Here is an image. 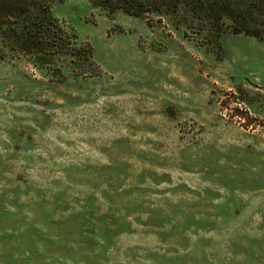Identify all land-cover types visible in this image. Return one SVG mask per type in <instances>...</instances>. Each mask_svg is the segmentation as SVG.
Listing matches in <instances>:
<instances>
[{
  "label": "rangeland",
  "instance_id": "rangeland-1",
  "mask_svg": "<svg viewBox=\"0 0 264 264\" xmlns=\"http://www.w3.org/2000/svg\"><path fill=\"white\" fill-rule=\"evenodd\" d=\"M261 6L49 0L93 58L0 62V264H264Z\"/></svg>",
  "mask_w": 264,
  "mask_h": 264
},
{
  "label": "trees",
  "instance_id": "trees-1",
  "mask_svg": "<svg viewBox=\"0 0 264 264\" xmlns=\"http://www.w3.org/2000/svg\"><path fill=\"white\" fill-rule=\"evenodd\" d=\"M49 0H0V62L10 57L39 58L65 54L72 58L75 72L86 74L91 67L93 49L87 42L79 41L77 33L68 29L47 8ZM93 4L109 11L121 10L140 17L146 13L185 10L190 18L205 21L212 27L220 16L231 18L235 12L251 14L260 10L264 0H91ZM251 21H256L250 18ZM262 29L242 25L244 32L253 34L264 42ZM200 30V28H199ZM202 30V29H201ZM203 30H206L203 28ZM201 34V33H200ZM88 66V68L86 67Z\"/></svg>",
  "mask_w": 264,
  "mask_h": 264
}]
</instances>
